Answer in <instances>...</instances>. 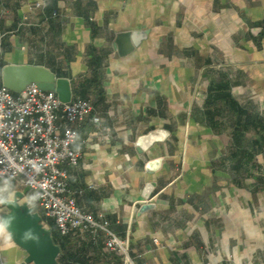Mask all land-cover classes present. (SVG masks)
Masks as SVG:
<instances>
[{
    "label": "crops",
    "instance_id": "0c3cea01",
    "mask_svg": "<svg viewBox=\"0 0 264 264\" xmlns=\"http://www.w3.org/2000/svg\"><path fill=\"white\" fill-rule=\"evenodd\" d=\"M126 30L142 34L119 54ZM0 33L1 66L44 65L92 99L100 118L76 126L69 185L137 264H264V0H0ZM154 128L168 135L139 152ZM57 231L59 264H123L102 234ZM24 256L0 241V264Z\"/></svg>",
    "mask_w": 264,
    "mask_h": 264
},
{
    "label": "built area",
    "instance_id": "2783aa9c",
    "mask_svg": "<svg viewBox=\"0 0 264 264\" xmlns=\"http://www.w3.org/2000/svg\"><path fill=\"white\" fill-rule=\"evenodd\" d=\"M94 109L91 98L62 101L54 90L42 89L35 82L19 92L0 85V175L39 193L37 205L43 215L53 218L61 235L81 230L102 234L105 248L118 253L123 264H137L128 236L114 231L103 213L83 210L75 196L81 190L69 185L68 167L81 158L73 145L76 126L89 116L98 121Z\"/></svg>",
    "mask_w": 264,
    "mask_h": 264
},
{
    "label": "water",
    "instance_id": "95a60500",
    "mask_svg": "<svg viewBox=\"0 0 264 264\" xmlns=\"http://www.w3.org/2000/svg\"><path fill=\"white\" fill-rule=\"evenodd\" d=\"M141 31H121L114 38V47L119 54L129 52ZM2 85L14 92L21 91L26 84L35 82L40 88L45 90H54L62 101H69L72 98L70 80L65 76H56L48 67L39 64L29 63H6L1 67ZM168 135L164 128H154L147 133L141 134L135 141L136 149L139 152L146 151L154 142L162 141ZM162 156H156L148 159L144 166L149 172L156 171L161 163ZM154 182H148L142 192L143 197L148 198ZM17 206H0L6 210L1 212L3 216H14L15 219L11 225V231L14 232V242L25 251L24 261L32 264H59L58 255L59 245L54 241L51 231L42 220L41 214L36 211L35 214H29L27 205L22 200L23 191H15ZM153 206L152 202L141 204L140 210H146ZM31 229L39 236L38 241L29 240L25 242L22 239L23 233Z\"/></svg>",
    "mask_w": 264,
    "mask_h": 264
},
{
    "label": "clouds",
    "instance_id": "9594fccd",
    "mask_svg": "<svg viewBox=\"0 0 264 264\" xmlns=\"http://www.w3.org/2000/svg\"><path fill=\"white\" fill-rule=\"evenodd\" d=\"M39 199L40 194L35 192L24 197V203L27 205L30 215L35 214ZM10 205L17 206L14 185L11 178L0 175V206ZM14 219L15 217L11 215H0V241L5 243L13 242L15 234L10 229ZM22 239L25 240V242L29 240L38 241L39 236L31 229H28L23 233Z\"/></svg>",
    "mask_w": 264,
    "mask_h": 264
},
{
    "label": "trees",
    "instance_id": "16d2710c",
    "mask_svg": "<svg viewBox=\"0 0 264 264\" xmlns=\"http://www.w3.org/2000/svg\"><path fill=\"white\" fill-rule=\"evenodd\" d=\"M3 66V65H2ZM1 65H0V70H1V67H2ZM0 85H2V83H1V80H0ZM41 214V216H42V220L44 221V223L48 226V228L50 229V231H51V234H52V237H53V239H54V241L57 243V241H56V237H55V235H56V231L57 230H55V229H57V228H55V223H54V225L51 223V222H48L47 220H46V218H45V215H43V213H40ZM48 223V224H47ZM58 232V231H57ZM59 233V232H58Z\"/></svg>",
    "mask_w": 264,
    "mask_h": 264
},
{
    "label": "rangeland",
    "instance_id": "374dc122",
    "mask_svg": "<svg viewBox=\"0 0 264 264\" xmlns=\"http://www.w3.org/2000/svg\"><path fill=\"white\" fill-rule=\"evenodd\" d=\"M36 211H38L39 213H42V209L38 205H37Z\"/></svg>",
    "mask_w": 264,
    "mask_h": 264
}]
</instances>
